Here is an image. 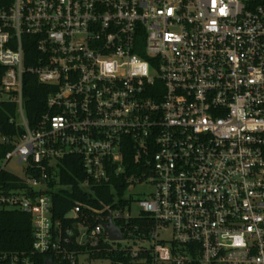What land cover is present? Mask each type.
<instances>
[{"label": "built area", "instance_id": "obj_1", "mask_svg": "<svg viewBox=\"0 0 264 264\" xmlns=\"http://www.w3.org/2000/svg\"><path fill=\"white\" fill-rule=\"evenodd\" d=\"M0 64V108L15 106L18 129L0 133V171L16 178H0V209L30 215L31 254L90 260L63 245L74 231L52 214L53 194L74 189L62 161L76 156L78 189L97 198L109 185L125 201H75L79 245L131 248L141 264H264V0H0ZM28 74L50 90L33 124ZM143 212L156 226L133 238ZM110 219L125 240L109 239ZM0 264L32 261L3 251Z\"/></svg>", "mask_w": 264, "mask_h": 264}, {"label": "trees", "instance_id": "obj_2", "mask_svg": "<svg viewBox=\"0 0 264 264\" xmlns=\"http://www.w3.org/2000/svg\"><path fill=\"white\" fill-rule=\"evenodd\" d=\"M24 39H28L27 36ZM34 50L26 49V63L29 64L28 56L33 53ZM5 72V68L0 64V83L1 78ZM50 90L49 87L38 82L36 76L28 74L24 78V110L27 119L30 124H33L35 120L44 111L46 100ZM15 116L14 105H4L0 108V133L13 135L17 133L13 125H10L9 118ZM20 131V130H19ZM11 149L9 145L0 143V159H3L6 153ZM131 157H126V164L131 168ZM81 166V168H80ZM62 169L60 170L61 181L64 184L73 185L74 189H64L53 194V207L52 214L53 220L61 222V228L71 229L74 231V236L71 237L70 243H63L68 249L77 252H90V260H111L113 264H141L140 261L148 255L144 252H140L136 258H133L130 249L120 250L115 249L113 244L100 242L98 246H82L76 242L78 235L77 225L82 222V218L68 217L69 212L72 210L75 201H87L93 203L98 208H102L99 200H103L105 203H112L115 197H118L121 201V207L124 205L123 196L124 191L120 189L118 195L110 193V186L105 185L102 190L97 192V198H90L92 195L84 193L82 189H78V184L83 179L82 163L81 159L76 156L67 157L62 161ZM134 169H132L133 171ZM135 171V170H134ZM0 178L2 181H15V177L6 172L0 171ZM117 187L125 182L123 178L114 180ZM104 212L103 215H106ZM119 224V223H118ZM94 223L90 225L91 229ZM156 221L148 213H141L138 217L133 218L128 223V231L132 233L133 238H149L150 233L154 230ZM33 243V228L30 215L24 212L0 209V252L14 251L19 253L29 254L32 264H45L47 258H52L56 261L53 254L49 252L35 253L32 252ZM120 246V244H118ZM100 248V251L97 250ZM58 262V261H57ZM61 264V263H60ZM79 264V263H77ZM200 264V263H193Z\"/></svg>", "mask_w": 264, "mask_h": 264}, {"label": "rangeland", "instance_id": "obj_3", "mask_svg": "<svg viewBox=\"0 0 264 264\" xmlns=\"http://www.w3.org/2000/svg\"><path fill=\"white\" fill-rule=\"evenodd\" d=\"M6 169L10 170V171H15L17 173H21V172H19V165L15 162V160L11 161L7 165ZM150 190L151 189L149 187H147V188H145L144 191L145 192H150ZM137 191H139V190L136 189L134 192H137ZM143 196L144 195H142V193H138V192L135 195H133V197H135V198H142ZM140 210L141 209H140V207L137 204H133V206H132V215L133 216L138 215ZM123 244H126V243H123ZM151 244H152L151 242H146V245H148V246H150ZM133 245H134V243H133ZM80 263L81 264H106V261L102 262V261L89 260L85 256H83L80 259Z\"/></svg>", "mask_w": 264, "mask_h": 264}, {"label": "water", "instance_id": "obj_4", "mask_svg": "<svg viewBox=\"0 0 264 264\" xmlns=\"http://www.w3.org/2000/svg\"><path fill=\"white\" fill-rule=\"evenodd\" d=\"M104 229L112 242L125 240V235L123 231L114 223L113 219H110V221L104 225ZM45 264L57 263L52 258H47Z\"/></svg>", "mask_w": 264, "mask_h": 264}]
</instances>
